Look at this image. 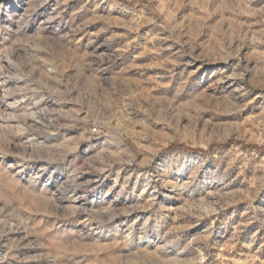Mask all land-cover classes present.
<instances>
[{
    "label": "rangeland",
    "instance_id": "rangeland-1",
    "mask_svg": "<svg viewBox=\"0 0 264 264\" xmlns=\"http://www.w3.org/2000/svg\"><path fill=\"white\" fill-rule=\"evenodd\" d=\"M0 264H264V0H0Z\"/></svg>",
    "mask_w": 264,
    "mask_h": 264
}]
</instances>
